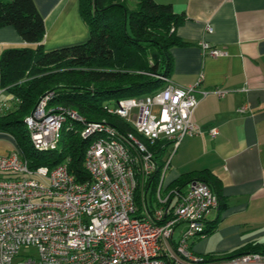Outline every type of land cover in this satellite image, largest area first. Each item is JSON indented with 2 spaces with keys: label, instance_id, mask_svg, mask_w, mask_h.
<instances>
[{
  "label": "built area",
  "instance_id": "1",
  "mask_svg": "<svg viewBox=\"0 0 264 264\" xmlns=\"http://www.w3.org/2000/svg\"><path fill=\"white\" fill-rule=\"evenodd\" d=\"M201 45L204 55L227 54L208 42ZM157 77L165 81L163 88L105 105L131 130L106 119L89 121L72 107L49 106L54 92L25 117L38 151L58 149L68 120L71 130L73 122L81 124L80 134L89 140L84 157L88 178L77 179L69 159L31 168L19 148L0 155V264H264L258 252L216 260L192 252L193 240L207 236L209 214L219 208V199L201 180L173 186L167 171L180 142L203 133L195 118L198 93L222 97L226 92L199 90L201 78L183 86ZM208 133L215 137L218 130ZM156 143L166 148L161 162L150 148ZM183 223L187 227L175 240ZM24 246H34L37 256H21Z\"/></svg>",
  "mask_w": 264,
  "mask_h": 264
},
{
  "label": "crops",
  "instance_id": "2",
  "mask_svg": "<svg viewBox=\"0 0 264 264\" xmlns=\"http://www.w3.org/2000/svg\"><path fill=\"white\" fill-rule=\"evenodd\" d=\"M34 1L45 20L46 50L89 38L81 0ZM155 1L171 4L175 13L185 16L176 33L186 44L171 49V80L187 86L201 78L199 90L226 92L222 97L213 92L204 97L198 93L195 118L203 133L180 142L167 171V180L173 182L184 173L207 169L221 185L226 206L214 211L208 225L217 219L216 228L193 244V250L218 256L205 253L204 244L213 232L222 233L227 246L264 244V0ZM204 41L227 54L204 55ZM29 45L13 26L0 27V53ZM0 90V106H14V96ZM242 106L248 107L244 113L239 111ZM213 127L218 130L215 137L208 133ZM16 149L15 138L0 131V155H10Z\"/></svg>",
  "mask_w": 264,
  "mask_h": 264
},
{
  "label": "trees",
  "instance_id": "3",
  "mask_svg": "<svg viewBox=\"0 0 264 264\" xmlns=\"http://www.w3.org/2000/svg\"><path fill=\"white\" fill-rule=\"evenodd\" d=\"M80 11L89 28V38L79 44L46 50V25L34 0H0V27L13 26L29 43L0 53V88L14 96V106H0V131L11 134L31 168L54 167L69 159V170L77 179H87L84 157L89 140L80 134L82 125L68 120L62 129L59 147L38 151L31 143L25 117L47 91H54L49 106L73 107L89 121L106 119L121 130H131L105 105L113 98L139 96L165 86L157 75L171 76L174 57L171 49L186 44L176 33L185 16L171 4L155 0H81ZM150 148L162 161L166 148ZM161 166V164H160ZM160 171V170H159ZM156 178L159 174L155 175ZM193 180L206 182L218 196L221 211L226 206L218 178L204 169L184 173L173 186ZM217 219L208 225L211 233ZM246 252L264 254V244L249 243L225 258Z\"/></svg>",
  "mask_w": 264,
  "mask_h": 264
},
{
  "label": "rangeland",
  "instance_id": "4",
  "mask_svg": "<svg viewBox=\"0 0 264 264\" xmlns=\"http://www.w3.org/2000/svg\"><path fill=\"white\" fill-rule=\"evenodd\" d=\"M49 92H54V91H47L41 98H40V100L42 99V98H44V96L46 95V94H50ZM39 100V101H40ZM117 100V98H113V99H111V100H109L108 102L109 103H111L112 105H114V102ZM73 108V107H72ZM75 109V108H74ZM76 110V109H75ZM159 112H160V109H159V107H155L154 108V113H156V114H159ZM172 152V148H169L168 149V151H167V153H166V155H169V153H171ZM179 153H180V150H179ZM178 157V155H176L175 156V161H176V158ZM215 212L213 211L211 214H209V218L214 214ZM187 227V225L185 224V223H183V224H180L179 225V227L177 228V231H176V234H175V236H174V239L175 240H177L178 239V237H179V231L180 230H182L183 228H186ZM202 238H204V237H201V238H199V237H197V238H195L194 240H193V242L194 243H192V245L194 244H196V243H198V242H201V241H199L200 239H202ZM225 240H224V238L222 237V233H216V232H213L212 234H211V236H210V238H209V240L206 242V244H204V245H206V250H205V253H212V255H218V256H216V257H210V256H207V255H209V254H206V255H204V254H198V253H196L194 250H193V246H192V248H191V250H192V252L194 253V254H197V255H199V256H203L205 259H207V260H216V259H220V258H224L225 256H228V255H230V254H232V253H234V252H236L237 250H239L240 248H242V247H240V248H238L239 246H227V244L225 245V243H223ZM20 254H21V256H23V257H26V256H37V254H38V251H37V249L34 247V246H28V247H22L21 249H20Z\"/></svg>",
  "mask_w": 264,
  "mask_h": 264
}]
</instances>
